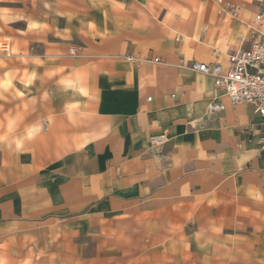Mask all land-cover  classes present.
Masks as SVG:
<instances>
[{"label": "crops", "instance_id": "1", "mask_svg": "<svg viewBox=\"0 0 264 264\" xmlns=\"http://www.w3.org/2000/svg\"><path fill=\"white\" fill-rule=\"evenodd\" d=\"M228 1L0 0V264H264V118L179 64L248 47Z\"/></svg>", "mask_w": 264, "mask_h": 264}, {"label": "built area", "instance_id": "2", "mask_svg": "<svg viewBox=\"0 0 264 264\" xmlns=\"http://www.w3.org/2000/svg\"><path fill=\"white\" fill-rule=\"evenodd\" d=\"M217 1L223 10L229 11L233 16L237 15V8L230 1ZM256 1L257 7L249 45L230 52L226 66L220 62L207 63L197 60L185 62L183 58L179 59V64L212 76L215 88L231 103L250 104L254 113L264 118V0ZM74 50V46L69 47L70 53ZM153 61L159 62L160 59L155 57ZM147 99L151 100V97ZM211 108L222 109L224 106L214 101ZM44 128H46L45 125ZM254 139L258 148L264 150V122ZM166 140L164 133L150 136L151 144H160Z\"/></svg>", "mask_w": 264, "mask_h": 264}, {"label": "rangeland", "instance_id": "3", "mask_svg": "<svg viewBox=\"0 0 264 264\" xmlns=\"http://www.w3.org/2000/svg\"><path fill=\"white\" fill-rule=\"evenodd\" d=\"M6 45V44H5ZM5 48H7L6 46H5Z\"/></svg>", "mask_w": 264, "mask_h": 264}]
</instances>
